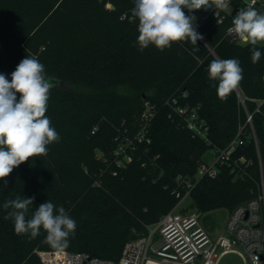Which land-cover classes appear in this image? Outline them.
<instances>
[{
  "label": "trees",
  "instance_id": "trees-1",
  "mask_svg": "<svg viewBox=\"0 0 264 264\" xmlns=\"http://www.w3.org/2000/svg\"><path fill=\"white\" fill-rule=\"evenodd\" d=\"M230 4L242 6L243 1ZM133 6V0H0V53L6 57L0 73L10 81L22 59H39L54 84L46 115L60 136L48 146L47 156L15 168L6 187L0 180V264H43L34 248L53 249L44 242L43 230L30 239L4 218V202L18 195L35 197L29 216L47 200L65 208L77 223L67 250L117 260L127 240L142 235L145 225L159 221L180 199L172 192L175 176H194L201 152L212 145L224 147L240 127L245 142L233 156L250 158L259 179L246 111L264 166V45H257L262 55L252 63V46L227 33L235 9L217 17L214 9H184L197 17L203 39L196 46L179 42L164 51L155 46L140 51ZM233 58L243 69L240 96L234 89L221 99L207 68L213 59ZM181 91L204 120L210 144L193 136L177 116H169L164 100ZM145 100L156 105L150 143H139L132 162L114 175L107 164L116 138L135 132ZM228 164L190 190L188 198L197 210L232 211L256 195L254 179L246 175L233 181Z\"/></svg>",
  "mask_w": 264,
  "mask_h": 264
},
{
  "label": "clouds",
  "instance_id": "clouds-1",
  "mask_svg": "<svg viewBox=\"0 0 264 264\" xmlns=\"http://www.w3.org/2000/svg\"><path fill=\"white\" fill-rule=\"evenodd\" d=\"M251 0L233 17L228 32L238 36L251 47L252 63L261 58L257 45H264V12L258 11ZM131 15L138 21L137 45L140 51L155 46L159 51L179 42L196 46L203 36L198 33L196 10L214 9L216 17L228 10L230 0H133ZM125 16L127 15L124 14ZM122 18H124L122 16ZM208 78L217 82L221 99L236 89L243 79L238 59H213L207 68ZM53 82L46 76L45 66L36 56H26L11 73V80L0 73V180L7 186V177L21 164L36 157L47 156L48 146L60 141V136L46 115ZM19 94V95H17ZM35 197L21 195L3 204L5 219H11L17 234L34 239L41 230L45 243L63 251L69 246L77 223L63 206L51 201L30 209Z\"/></svg>",
  "mask_w": 264,
  "mask_h": 264
},
{
  "label": "built area",
  "instance_id": "built-area-1",
  "mask_svg": "<svg viewBox=\"0 0 264 264\" xmlns=\"http://www.w3.org/2000/svg\"><path fill=\"white\" fill-rule=\"evenodd\" d=\"M247 3H251V0L243 1L242 6H234L235 14ZM254 7L264 12V0H256ZM227 33L235 39L238 38L229 33L228 29ZM185 98L186 93L181 91L173 93L164 100V104L170 108L169 116H177L193 136L210 144L204 120L198 117L195 108L184 101ZM155 113L156 105L145 100L135 132L116 138L112 157L107 164V169L112 174L115 175L118 168H123L132 162L139 143H150L149 129ZM250 121L251 114L246 111V122ZM96 129L97 126H94L91 132ZM244 142L243 127H240L224 147L210 146L212 159L200 162L193 177L176 175L172 192L180 197V200L187 198L190 190L201 178L216 177L219 165L223 163L233 162L234 168H237L239 173L245 174L244 168L252 161L243 155L233 157L235 151ZM257 160L260 174L257 194L229 212L225 226L219 233L208 232L201 224L199 214L195 210L188 213L169 211L153 225H147L142 235L127 240L117 260L67 249L58 251L34 248L33 251L43 264H219L228 254L237 255L243 264H264V166L259 149ZM94 183L99 184L97 180Z\"/></svg>",
  "mask_w": 264,
  "mask_h": 264
},
{
  "label": "rangeland",
  "instance_id": "rangeland-1",
  "mask_svg": "<svg viewBox=\"0 0 264 264\" xmlns=\"http://www.w3.org/2000/svg\"><path fill=\"white\" fill-rule=\"evenodd\" d=\"M5 63H6V57L2 53H0V68L4 67ZM118 90H120L121 92H129V89H127L126 87H120ZM247 123H248L249 128L251 129L252 135L255 134L252 120L250 122H247ZM254 143H255V147H256V151H257L258 150L257 140L254 139ZM212 156H213V153H212L211 149L205 148L201 152L200 157L196 161L197 165L202 161H210L212 159ZM239 156H242V155H239ZM239 156L234 155L233 157L237 158ZM243 156H245V155H243ZM245 157L247 159L251 160L247 156H245ZM251 167H252L251 164L248 167H245L244 169L246 170V173L242 174V173L238 172L237 168H234L233 162L228 164L229 173L232 174L231 179L233 181L243 180V176L249 175L255 181V194H257L259 181H260V175H259V179H258V176H256V174H254L252 172ZM181 175H183V174H181ZM183 176L193 177L190 174H184ZM193 210L197 211V213L199 214V217H200L201 224L210 233H219L223 230V228L225 226V222H226L227 217H228L229 212H230L225 207H219L218 209L210 210V211L203 213L200 210H197L196 207L191 205V200L188 197L184 198L183 200H180V199L175 200L173 202V204L168 209V211H179L182 213H188L189 211H193ZM151 225H153V224H151ZM146 226L147 225H145V229H146ZM132 231L134 232V230H132ZM157 237H158V235H156V238ZM123 239L125 241L126 236L123 235ZM219 264H243V261L237 255L228 254V255H225L220 260Z\"/></svg>",
  "mask_w": 264,
  "mask_h": 264
},
{
  "label": "crops",
  "instance_id": "crops-1",
  "mask_svg": "<svg viewBox=\"0 0 264 264\" xmlns=\"http://www.w3.org/2000/svg\"><path fill=\"white\" fill-rule=\"evenodd\" d=\"M241 1H245V0H241ZM233 9H234V6L232 5V4H230V7H229V9L228 10H226L227 12H232L233 11ZM234 16H235V13H234ZM237 40H240V41H242L239 37L237 38Z\"/></svg>",
  "mask_w": 264,
  "mask_h": 264
},
{
  "label": "water",
  "instance_id": "water-1",
  "mask_svg": "<svg viewBox=\"0 0 264 264\" xmlns=\"http://www.w3.org/2000/svg\"><path fill=\"white\" fill-rule=\"evenodd\" d=\"M237 89V88H236ZM237 91H238V89H237ZM238 95L240 96V93H239V91H238ZM254 138H255V140H257L256 139V135L254 134Z\"/></svg>",
  "mask_w": 264,
  "mask_h": 264
}]
</instances>
